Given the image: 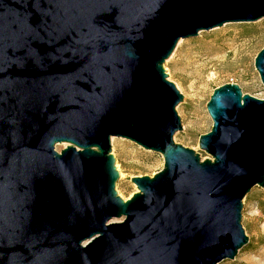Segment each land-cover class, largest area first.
<instances>
[{"label": "water", "instance_id": "1", "mask_svg": "<svg viewBox=\"0 0 264 264\" xmlns=\"http://www.w3.org/2000/svg\"><path fill=\"white\" fill-rule=\"evenodd\" d=\"M263 17L264 0H0V264L234 259L242 200L264 188V99L215 89L202 160L174 142L183 96L164 62L180 39ZM254 68L264 87V48ZM112 137L163 157L127 200Z\"/></svg>", "mask_w": 264, "mask_h": 264}, {"label": "rangeland", "instance_id": "2", "mask_svg": "<svg viewBox=\"0 0 264 264\" xmlns=\"http://www.w3.org/2000/svg\"><path fill=\"white\" fill-rule=\"evenodd\" d=\"M264 48V17L255 22L227 23L201 31L196 37L180 39L164 62L168 80L183 96L176 106L182 129L174 134V142L209 157L198 147L199 136L212 127L206 104L213 91L226 84H236L242 94L264 99V87L254 68L257 54ZM66 145H56L60 152ZM119 179L115 190L123 200L137 192L130 181L134 177H153L163 169L161 154L145 150L134 142L111 138ZM241 225L248 243L234 259L218 264H264V188L252 187L242 200ZM121 219L110 223L121 222ZM108 223V224H110Z\"/></svg>", "mask_w": 264, "mask_h": 264}, {"label": "bare ground", "instance_id": "3", "mask_svg": "<svg viewBox=\"0 0 264 264\" xmlns=\"http://www.w3.org/2000/svg\"><path fill=\"white\" fill-rule=\"evenodd\" d=\"M179 42V41H178ZM56 147V146H55Z\"/></svg>", "mask_w": 264, "mask_h": 264}]
</instances>
